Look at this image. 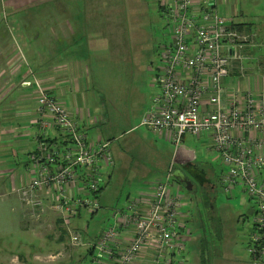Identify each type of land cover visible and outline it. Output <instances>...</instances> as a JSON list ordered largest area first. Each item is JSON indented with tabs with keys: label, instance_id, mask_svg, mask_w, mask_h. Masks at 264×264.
<instances>
[{
	"label": "built area",
	"instance_id": "2783aa9c",
	"mask_svg": "<svg viewBox=\"0 0 264 264\" xmlns=\"http://www.w3.org/2000/svg\"><path fill=\"white\" fill-rule=\"evenodd\" d=\"M218 2L161 1L171 41L160 50L162 72L156 76L157 90L140 126L167 135L175 148L186 134L200 135L209 142L227 169L219 180L224 191L240 185L254 202L246 251L252 260L261 261L264 180H258L257 174L264 169V92H246L240 103V90L234 89L230 101L223 103L230 61L240 58L251 39L218 15ZM32 86L41 136L36 150L28 155L30 179L14 192L30 208L31 217L44 216L48 209L58 213L70 245H82L81 232L68 225L81 210L90 214L99 210L93 196L104 186V172L113 165L109 142L89 146L77 121L42 83L36 79L21 83L22 88ZM54 130L63 136L61 142L48 138ZM172 167L173 163L164 179L155 181L146 203L134 199L113 212V224L93 245V262L133 264L147 249L155 264H169L170 257L183 250L177 221L180 197L169 192Z\"/></svg>",
	"mask_w": 264,
	"mask_h": 264
},
{
	"label": "rangeland",
	"instance_id": "374dc122",
	"mask_svg": "<svg viewBox=\"0 0 264 264\" xmlns=\"http://www.w3.org/2000/svg\"><path fill=\"white\" fill-rule=\"evenodd\" d=\"M161 1H56L63 16L64 12L68 15L75 13L79 17L84 12L89 14L83 17L86 19L85 27L74 35L78 26L62 17L63 25L67 27L70 24L73 31L69 41L62 44L84 43L89 46V50L84 47L81 60L85 63L90 93L99 106L94 110L91 108L95 118L87 121L89 127L84 133L88 142L91 139L109 142L113 165L107 170L110 177L96 198L99 211L90 214L81 210L68 225L81 232L82 245H70L64 232L67 242L63 239L61 248L58 242L51 243L58 233V213L52 211L56 214L55 219L50 218L48 212L44 216L31 217L30 208H26L16 196L9 198V192L0 196V264H94L93 255L80 246L93 243L103 229L113 224L107 225L115 210H123L128 196L135 195L147 182L160 179L167 171L174 145L167 135L160 136L140 126L157 90L156 76L162 72L159 52L171 41L166 10L160 7ZM238 3L240 19L259 41L264 42V0H239ZM220 12L225 15V12ZM225 18L232 22L230 17ZM102 24H105L104 29ZM68 48L66 46L64 50ZM16 52L21 57L19 47H16ZM62 55L55 61H65ZM29 77L36 79L30 72ZM84 114L79 112L81 118ZM48 138L55 139L52 133ZM62 138L58 137L57 142ZM181 146L194 150L195 162L208 169L211 189L208 198L201 196L203 190L188 192L174 181L169 189L170 193L183 200L180 208L188 217L192 230L190 236L180 233L184 242L188 236L193 238L184 244L187 263L180 264H199L203 259L209 264H260L246 251L249 246L248 228L255 212L254 202L240 187H236L233 193L224 191L219 178L226 167L204 137L185 135ZM35 216L38 220H34ZM179 217L177 221L181 228ZM242 217L243 222L240 220ZM33 230L38 231L36 236ZM174 255L183 256L182 251ZM163 261L167 262L166 259Z\"/></svg>",
	"mask_w": 264,
	"mask_h": 264
},
{
	"label": "crops",
	"instance_id": "0c3cea01",
	"mask_svg": "<svg viewBox=\"0 0 264 264\" xmlns=\"http://www.w3.org/2000/svg\"><path fill=\"white\" fill-rule=\"evenodd\" d=\"M56 1L0 0V196H5L4 193L9 192V195H7L9 198L16 196L19 200L14 189L24 186L29 181L28 155L36 150L37 140L41 136L37 125L38 104L34 87L22 88L20 86L23 81L32 82L33 77H29V72L33 73L34 78L42 82L45 90L64 106L68 114L77 121L78 127L83 134H85L84 130L89 127L87 121L95 118V115L91 113L92 109L94 110L95 107L99 106V103L96 105L90 93L85 75V63L81 60V56H84V47L88 49L89 46H86L84 43H76L74 45L62 44V42L69 41V35L73 32L70 24L67 26L70 28L63 25L62 17L64 21H73L78 26L73 32L74 35L85 27L86 19L83 17L89 16V14L84 12L79 17L75 13L68 15L64 12L63 16ZM238 1L219 0L217 3L218 15L230 17L232 19L231 26L235 25L233 27L235 30L249 35L251 39L240 51V58L236 61H230L229 74L225 78V88L228 92L222 97L224 104L230 101V93L234 89L240 90V103L243 94L246 92H253L255 94L264 92V42L259 41L257 36L240 19L241 10ZM220 11L225 12V15L222 16ZM79 19H81L80 23ZM236 25H243L242 29H238ZM104 26L105 24H102V29L105 28ZM66 46H69V48L64 50ZM16 47L20 48L21 57L17 55ZM61 53H63L62 57H65L66 60L63 62L61 60L55 61V58L60 56ZM81 111L85 112L83 118L79 115ZM76 114L79 116H75ZM52 137L56 140L60 137V132L54 130ZM97 142L99 141L91 139L88 144L89 146H93ZM175 150L176 148L171 154V161L168 164L167 171L160 179H157H164L169 173L170 165L173 163L170 187L173 181L176 183V178L173 175L174 172L179 171L175 169L177 163L173 160ZM212 151L213 153L215 152L213 149ZM216 155L218 154L216 153ZM109 169H106L104 172L105 185L110 177V174L107 173ZM203 170H205L204 173H209L205 166ZM226 171L227 169L225 168L223 173ZM223 173H221V176ZM257 176L258 180H264V169H261ZM154 183L155 181L147 182L135 195L128 196L126 204L128 201L134 199H139L142 203H146L150 199ZM236 187L242 189V186L235 185L228 192L233 193ZM242 191L244 190L242 189ZM208 196L209 193L207 195L204 194L205 198H208ZM182 201L180 197L178 217L180 216L179 225H181V228L179 226L178 232L182 233V235L188 233L187 235L190 236L192 230L188 223V217L185 214L183 215V211L180 208ZM47 212L50 214V218L56 217V214L52 211ZM240 220L243 222L244 218L242 217ZM111 223H113L112 216L107 225ZM57 224L58 233H56L51 243L58 242L61 248L64 244L62 240L66 241V236H63V230L59 228L61 225ZM252 227L251 223L248 228L249 233ZM37 232V230L32 231L34 236H36ZM100 234L95 238L93 243H84V246H80L81 248H85L93 257L95 253L93 245ZM189 236L184 238L185 242H183V237L181 236L182 244H187L193 240L192 236ZM66 244L69 246V243ZM184 244L182 250L183 256L181 258L175 257V255L171 256L170 264L187 263L186 257L188 254L184 256ZM59 251L64 250L60 249ZM151 256L153 254L149 250L143 249L133 264H155ZM148 260L149 262H147ZM257 262L264 264V257L263 260ZM93 263L110 264L106 262ZM160 264H163V262H160Z\"/></svg>",
	"mask_w": 264,
	"mask_h": 264
},
{
	"label": "water",
	"instance_id": "95a60500",
	"mask_svg": "<svg viewBox=\"0 0 264 264\" xmlns=\"http://www.w3.org/2000/svg\"><path fill=\"white\" fill-rule=\"evenodd\" d=\"M194 159H195V152L193 150L185 149L182 146L176 148L174 152L173 160L180 166L186 165V166H182L180 171L174 172L173 174L176 179L180 180V182L188 183L184 180V178L186 177L185 174L190 178H193L195 181H198L195 173L196 169L194 168V163H193ZM198 173L200 175V178H203L205 176L204 171L198 170ZM186 190L191 191V187L187 186Z\"/></svg>",
	"mask_w": 264,
	"mask_h": 264
},
{
	"label": "flooded vegetation",
	"instance_id": "af4514ba",
	"mask_svg": "<svg viewBox=\"0 0 264 264\" xmlns=\"http://www.w3.org/2000/svg\"><path fill=\"white\" fill-rule=\"evenodd\" d=\"M194 163V168L196 169L195 170V173H196V176H197V180L198 181H195L193 178H190L189 176H187L185 174V178L184 180L188 183H182L180 182L179 179H175L176 183L182 187L184 190H186V187L189 186L191 187V191H188V192H197L198 189L199 190H203V192L201 193V196H203L204 194L207 195L209 193V190L211 189V180L208 173H205V176L203 178H200V175L198 173V170H201V171H205L203 170L204 167L196 162H193ZM182 166H186V165H178L176 164V167L175 169L178 171H180L181 167ZM198 169V170H197ZM208 181V182H207ZM187 191V190H186Z\"/></svg>",
	"mask_w": 264,
	"mask_h": 264
},
{
	"label": "trees",
	"instance_id": "16d2710c",
	"mask_svg": "<svg viewBox=\"0 0 264 264\" xmlns=\"http://www.w3.org/2000/svg\"><path fill=\"white\" fill-rule=\"evenodd\" d=\"M237 27H238V29H242V26L243 25H236ZM233 27H235V25L233 26ZM232 26H231V28H233ZM234 29V28H233ZM111 152V151H110ZM111 156H112V153H111ZM106 182V181H105ZM105 185V184H104ZM102 190H103V187L102 188H100V190L97 192V193H95L94 194V198L96 199V198H98V194H100L101 192H102ZM207 203V202H206ZM208 204V203H207ZM78 217V216H77ZM72 220V219H71ZM71 220H70V222H69V225L71 224ZM60 223V227L62 228V230H63V232L66 234V231H65V229L63 228L64 227V224H63V222L62 221H59ZM63 226V227H62ZM179 234H180V232H179ZM181 235V234H180ZM64 236V235H63ZM98 240V239H97ZM97 240L95 241V243L97 242ZM184 242V241H183ZM94 243V244H95ZM184 244V243H183ZM204 258V256H201V259H203ZM200 259V260H201ZM202 263V260L200 261V263L199 264H201ZM202 264H209L208 263V261H206L205 259H203V263Z\"/></svg>",
	"mask_w": 264,
	"mask_h": 264
}]
</instances>
